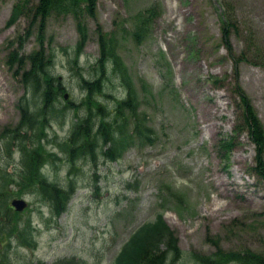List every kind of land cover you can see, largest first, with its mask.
Here are the masks:
<instances>
[{
  "label": "rangeland",
  "instance_id": "374dc122",
  "mask_svg": "<svg viewBox=\"0 0 264 264\" xmlns=\"http://www.w3.org/2000/svg\"><path fill=\"white\" fill-rule=\"evenodd\" d=\"M18 2L0 0V210L12 198H24L28 210L20 214L21 226L23 221L31 222L36 244L23 247L2 233L0 247L7 261L57 264L74 258L81 264H112L132 232L158 213H163L183 253L177 264H195L190 258L193 252H215L213 241L224 251L250 250L264 256V182L251 171L254 146L241 133L228 163L218 148L221 136L233 134L240 114L233 93V63L221 42L217 11L220 6L236 24L231 33L234 56L247 54L249 59L239 65V85L264 126V0H98L94 18L86 19L88 39L76 66L72 60L79 35L74 20L50 17L46 43L55 49L51 74L68 100L79 104L85 95L80 77L92 80L97 75L96 30L100 26L103 33L117 35L116 53L140 103L136 121L153 132L152 143H143L137 136L130 143L128 140L114 161L103 154L110 143L99 141L95 160L88 153L81 155L76 172L68 173L70 165L61 143L68 137L75 115L81 117L84 111L67 108L63 94L59 95L56 108L65 109L50 120L47 138L42 139L56 158L44 172L52 183H74L75 193L58 216L42 200L38 187L21 191L13 184L9 189L4 181L6 172L18 179L20 150L26 144L34 146L33 131L29 138L16 139L28 132L26 127L15 132L20 122L17 105L23 96L32 111L42 104L40 95L32 98L26 92L22 71L15 75L16 66L9 68L6 62L15 48L24 57L37 48L35 28L21 49L16 44L9 46L29 24L28 17H21L12 26L6 25ZM156 6L158 16L151 19L148 34L137 43L129 30L137 25L141 12ZM29 67L27 61L23 69ZM215 77L224 81L216 84ZM212 96L222 107L221 116L206 112L213 104L207 97ZM124 97L123 87L108 66L94 105L102 106L104 112L95 111L94 120L112 118ZM131 121L127 134L134 128ZM117 123L123 120L117 119ZM10 141L14 142L6 148L5 157L3 146ZM219 180H224L221 186Z\"/></svg>",
  "mask_w": 264,
  "mask_h": 264
},
{
  "label": "trees",
  "instance_id": "16d2710c",
  "mask_svg": "<svg viewBox=\"0 0 264 264\" xmlns=\"http://www.w3.org/2000/svg\"><path fill=\"white\" fill-rule=\"evenodd\" d=\"M32 0H19L14 5L12 15L8 21V25L13 24L16 19L23 15H30L29 28L36 27L38 50H34L27 56L30 63V68L26 70L22 76L23 81L31 93L36 96L40 95L43 99L44 109L53 107L56 97L60 91L59 86L54 83V79L49 74L50 67L53 66L55 52L50 45L47 49L44 47L46 38L47 22L52 16L71 17L79 34V40L75 46V56L73 64L76 65L78 55L82 52L87 37L88 30L86 27V19L94 18L97 0H37L36 5L27 10V5H31ZM157 13L155 9H147L140 14L138 27L131 32L132 38L139 43L148 34L151 26V19L155 18ZM140 22V23H139ZM223 23V41L226 43L230 35V28H234V24ZM124 33H127L123 29ZM97 39L100 46V55L96 60L98 68V77L94 81L81 79L85 97L82 100L81 107L84 109V114L78 118V123L75 130L70 134L69 138L64 142V149L68 151V160L71 165L81 157V155L89 154L92 161L95 160V147L101 141L102 143H110L109 147L103 151V154L110 160H116L124 150L126 142L130 143L134 136H137L143 143H152L153 138L150 128L141 126L139 121H136L140 103L134 87L133 81L128 74L126 67L119 55L116 53V34L103 33L100 26L97 27ZM29 37V31L26 35L18 38L19 48H22L25 39ZM239 61L238 59L236 62ZM7 64L9 67L18 65L21 71L25 64V58L18 54V50L10 52L8 55ZM110 66L112 72L119 80L124 90L125 97L118 103L115 115L109 120L104 117L94 120L95 111L100 114L104 112L102 106L95 105V97L101 93L103 80ZM236 93L239 95L242 106L244 108L243 120L245 127L249 131V135L253 143L257 147V167L255 170L261 177L264 178V164L262 156L264 154V134L259 121L256 119L255 113L250 105L249 100L243 92L236 87ZM152 96V95H150ZM37 98V97H36ZM19 108L22 112L21 126H27L28 133L33 131V137L36 144L33 147L23 146L22 154V174L23 181L20 185L28 189L35 187V181L40 187L39 191L44 199L51 204L53 214L58 216L66 210L67 203L72 198L75 187L72 183L68 187L60 188L56 185L46 183V179L40 173L42 165L46 164L48 159H53V155L45 150L41 145V139L44 138L45 125L47 119L43 115H31L27 105L20 104ZM61 112V111H59ZM124 112L127 116H124ZM130 118L134 121L132 133L127 134L126 126ZM117 119H122L123 123L118 124ZM131 121V122H133ZM130 122V123H131ZM21 127H18L15 132H19ZM9 131V130H7ZM25 139L30 136L26 132V136L18 135L16 139ZM14 139V140H16ZM14 141L7 142L8 148L13 145ZM62 145V147H63ZM223 152L230 151L227 142H221L220 145ZM45 153V154H44ZM49 162V161H48ZM12 177V176H8ZM128 188L133 185H127ZM0 198L2 192H0ZM34 228L29 221H23L21 226L20 214L9 211L8 207L0 210V237L3 233L9 239L18 238L22 245L27 247H35L36 241L34 236ZM1 241V239H0ZM216 244V242H215ZM2 250H0V254ZM182 251L177 246V239L173 232L166 225L160 215L152 222L144 223L139 226L122 246L121 251L112 264H177L182 258ZM190 258L195 264H264V257L252 253L248 250L244 252L222 251L217 250L212 255H201L190 253ZM9 259V258H8ZM0 264H10L7 258L0 256ZM41 264V263H39ZM57 264H81L74 259L59 261Z\"/></svg>",
  "mask_w": 264,
  "mask_h": 264
},
{
  "label": "bare ground",
  "instance_id": "6f19581e",
  "mask_svg": "<svg viewBox=\"0 0 264 264\" xmlns=\"http://www.w3.org/2000/svg\"><path fill=\"white\" fill-rule=\"evenodd\" d=\"M208 100L213 102L212 106H210V108L207 110L206 109V112H210L212 111L211 113L214 114V115H219L221 116V112H222V107L221 105L219 104V102L214 98V97H208ZM207 123V122H205ZM214 124H211L210 127H213ZM240 167V166H239ZM224 180H219V185L221 186L223 184ZM224 190V188H223ZM234 188L231 189V191H233ZM250 200V199H248Z\"/></svg>",
  "mask_w": 264,
  "mask_h": 264
},
{
  "label": "water",
  "instance_id": "95a60500",
  "mask_svg": "<svg viewBox=\"0 0 264 264\" xmlns=\"http://www.w3.org/2000/svg\"><path fill=\"white\" fill-rule=\"evenodd\" d=\"M12 205L18 211H21L26 206V204L22 200H14V201H12Z\"/></svg>",
  "mask_w": 264,
  "mask_h": 264
}]
</instances>
